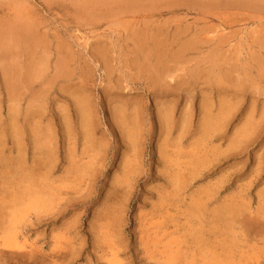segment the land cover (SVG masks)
Returning <instances> with one entry per match:
<instances>
[{
    "label": "rangeland",
    "instance_id": "374dc122",
    "mask_svg": "<svg viewBox=\"0 0 264 264\" xmlns=\"http://www.w3.org/2000/svg\"><path fill=\"white\" fill-rule=\"evenodd\" d=\"M1 1L33 42L0 56L1 153L19 160L0 169V264H264V10Z\"/></svg>",
    "mask_w": 264,
    "mask_h": 264
},
{
    "label": "bare ground",
    "instance_id": "6f19581e",
    "mask_svg": "<svg viewBox=\"0 0 264 264\" xmlns=\"http://www.w3.org/2000/svg\"><path fill=\"white\" fill-rule=\"evenodd\" d=\"M24 1V0H23ZM88 1V0H87ZM146 1H148V0H126L125 2H123L122 0H113L112 1V4H118V8H119V11L122 13H126V14H136V13H141L140 11H138V9L139 10H141L140 8L142 7V6H144L145 7V9L146 8H149L150 10H152V12L151 13H153L154 14V12H156V11H153L154 9L153 8H155V7H157L158 5H161V6H163V5H165V6H167L166 8L168 9V8H170V7H180V6H188V7H209V6H212V5H215V4H217V3H219L218 2V0H149V3H148V5H146ZM5 3V2H4ZM4 3H2V1L0 0V12H3V9H4V6H3V4ZM87 2H86V0H79V4H80V8H85L84 6H85V4H86ZM122 3V4H121ZM13 4H15L14 3V1H13ZM101 4V3H100ZM5 5V4H4ZM16 5V4H15ZM19 5V4H18ZM14 6V8H20V10L22 9V7H20V6ZM123 5V6H122ZM225 5H228V6H233V7H236V8H248V9H251V10H257V9H261V10H264V2L262 1V0H225ZM86 6H88V5H86ZM108 7V6H107ZM19 8L17 9L18 10V14H17V16H15V17H13L12 19H10L9 21H1L0 22V42H1V44H0V56H2V55H5V50H8V52L9 53H11L12 54V52L13 51H16L17 49H15V48H17V46L19 45V43H21L22 41H28L29 43H31L32 44V42H33V38H32V34L33 33H31V31L32 30H29V25H27L26 23H24V22H22V19H23V17L22 16H20L19 14L21 13L20 12V10H19ZM160 9V8H159ZM22 11V10H21ZM16 12V11H15ZM23 12V11H22ZM79 13H83L84 14V12H81V11H79ZM145 14V13H144ZM16 15V14H15ZM78 18V17H77ZM92 20H94V19H92ZM143 21V20H142ZM144 22V21H143ZM147 23V22H146ZM126 24V23H125ZM148 24H150V23H148ZM162 26V25H161ZM164 26V25H163ZM152 27V26H151ZM160 27V26H159ZM144 29H145V27H144ZM155 29H157V28H155ZM167 30H169V29H167ZM166 30V31H167ZM157 31V30H156ZM141 32V31H140ZM168 32V31H167ZM151 33V32H150ZM157 33H158V31H157ZM156 34V33H155ZM154 34V35H155ZM164 35V34H163ZM136 36V35H135ZM141 36V35H140ZM158 36L160 37V35H159V33H158ZM162 36V35H161ZM131 37V36H130ZM142 37V36H141ZM155 37H156V35H155ZM140 38V37H139ZM144 38V37H143ZM142 38V39H143ZM158 38V37H157ZM157 38H155V39H152L153 40V42L151 43L152 44V48L153 49H155V50H153L148 44V47L150 48V51H151V54L152 55H154L155 57H154V60L156 61V57L158 58V60H157V62H160L159 61V59H161L162 58V56H161V53H160V48L162 49V47H160L161 46V44H160V48H159V50H157V46H158V42H157ZM135 39H138V36L137 37H135ZM146 39V38H145ZM164 39V38H163ZM166 39L167 38H165L164 40L166 41ZM42 40V39H41ZM162 40V39H161ZM138 41V40H137ZM164 41V42H165ZM192 41V40H191ZM36 42V41H35ZM141 42V41H140ZM172 43H174V41H171ZM170 42V43H171ZM137 43V42H136ZM195 42H188L187 44L185 43L184 45H182V47H185L186 49H184V51H188V50H190L192 47H194L195 46V44H194ZM35 44V43H34ZM181 44V43H180ZM9 45H12L13 46V48H12V46H9ZM133 45V44H132ZM138 45H139V43H138ZM134 47V46H133ZM181 48V47H180ZM164 49V48H163ZM161 50V51H164V50ZM169 49V48H168ZM177 49H179V48H177ZM137 50V49H136ZM157 50V51H156ZM167 50V49H166ZM135 51V50H134ZM144 51H145V46H140V47H138V52H139V54H142V53H144ZM176 51H179V50H176ZM136 52V51H135ZM147 52V51H146ZM14 53V52H13ZM150 53V52H149ZM168 53V52H167ZM166 53V54H167ZM178 53V52H177ZM177 53H175V55L177 54ZM182 53H183V51H182ZM185 53V52H184ZM136 54H138V53H136ZM171 54H172V52H171ZM174 54V53H173ZM179 54V53H178ZM147 55H148V52H147ZM14 56V55H13ZM140 56V55H139ZM145 56V55H144ZM160 56H161V58H160ZM173 56V55H172ZM175 57V56H174ZM173 57V58H174ZM179 57V56H178ZM148 60H149V58L148 57H146ZM170 58H171V56H170ZM177 58V57H176ZM169 59V58H168ZM153 60V61H154ZM164 60V59H163ZM260 60V59H259ZM152 61V60H151ZM148 62V61H147ZM165 62V64H167L166 63V61H164ZM163 62V63H164ZM153 63H155V62H153ZM161 63V64H160ZM160 63H155V64H157L158 66L156 67V68H154V69H152L153 71H157L158 72V74L159 75H161L163 72H161V71H163L162 69V67H164V66H162L163 64H162V62H160ZM155 64H154V66H152V67H155ZM153 65V64H152ZM42 66V65H41ZM166 66V65H165ZM168 66V65H167ZM166 66V67H167ZM148 67V66H147ZM151 67V68H152ZM9 67H7V69H8ZM150 68V67H149ZM168 70V69H167ZM14 71V70H13ZM5 72V71H4ZM167 72V71H166ZM7 73V76H8V78L11 80H14L13 82H16L15 84H18V85H21L22 84V82H20V80L22 79L21 78V76H13V72L12 71H10V73L7 71L6 72ZM153 73V72H152ZM36 75V73H34V72H32L31 74H29L28 75V79L30 80V79H32L35 75ZM158 74L156 73L155 75H156V77L158 76ZM21 75V74H20ZM162 75H164V74H162ZM26 77V76H25ZM162 77V76H161ZM154 80H155V78H153ZM33 80V79H32ZM31 80V81H32ZM23 81V80H22ZM157 81V80H156ZM160 82V81H159ZM154 83H156V82H154ZM158 83V82H157ZM156 83V84H157ZM161 83V82H160ZM14 83H12V85H13V88H14V90H13V95H14V92H15V87H16V85H15ZM162 86V85H161ZM17 88V87H16ZM18 92V91H17ZM81 100V99H80ZM13 109L14 108H12L11 109V111H13ZM81 109H83L82 107H81ZM12 113V112H11ZM16 110L14 109V113L12 114V115H10V118H11V120H10V125H8V126H10V130H11V135L15 138V140H18L19 139V135H20V133H21V130L19 129V125H18V123H17V118H16ZM167 114V113H166ZM86 115V114H85ZM85 115H82L83 116V118H85ZM89 117V116H88ZM88 117H86L85 118V122H87V120H89L88 119ZM170 116H167V115H165L164 116V118H165V120L166 121H169L170 120V118H169ZM82 118V120H84ZM118 119L122 122V123H124V125L126 124V129H128L126 132L128 133L127 134V137H128V139H129V141L131 142V144L132 145H136V134H137V131H138V119H137V117L136 116H130V114H126L124 111H122V112H119L118 113ZM1 120V119H0ZM129 124V125H128ZM2 124H1V121H0V128H2V126H1ZM167 125V124H166ZM209 126V125H208ZM166 127V126H165ZM214 127V128H213ZM166 128H168V127H166ZM209 129H208V131H210V130H212V129H215V125H213V126H210V127H208ZM210 133V132H209ZM9 134V133H8ZM5 134H4V130L3 129H0V169H4V167H6V166H8L9 164H14V163H17V162H19V160L18 161H11V160H7L5 157H3V155H2V149L5 147ZM47 141V140H46ZM18 142L19 141H17V144H18ZM36 143H37V141H35ZM15 144V143H14ZM22 144H23V142H22ZM44 144V143H43ZM44 146V145H43ZM48 146V145H47ZM36 147V146H35ZM46 147V146H45ZM44 147V148H45ZM37 148V147H36ZM18 153V152H17ZM21 161V160H20ZM21 166V165H20ZM19 166V167H20ZM15 169V168H14ZM19 169V168H18ZM18 171V170H17ZM17 173V172H16ZM21 173V172H20ZM20 173L18 172V174L20 175ZM2 174V173H1ZM4 174H6V173H4ZM16 175V174H15ZM2 179H4V178H2ZM20 182H22V181H20ZM1 185V184H0ZM5 185V184H4ZM19 185V184H18ZM18 187V186H17ZM2 188H4V187H2ZM1 188V189H2ZM5 189V188H4ZM1 191V190H0ZM3 191V190H2ZM16 192V191H15ZM3 193V192H2ZM18 193V192H17ZM20 194V193H19ZM3 196H5V193L3 194ZM2 196V197H3ZM19 196V195H18ZM1 197V198H2ZM6 197V196H5ZM4 198V197H3ZM2 198V199H3ZM7 198V197H6ZM1 200V199H0ZM5 201V200H4ZM4 201H2L1 200V203H3ZM5 203V202H4ZM18 203V202H17ZM7 205V204H6ZM9 209V208H8ZM5 210H7V209H4V212H3V216L5 217V218H7V212L5 211ZM3 211V210H2ZM1 211V212H2ZM6 212V213H5ZM1 217V219H2V215H0ZM4 219V218H3ZM4 221H5V219H4ZM3 221V222H4ZM1 222H2V220H1ZM5 223H6V221H5ZM3 227L5 226L4 224L2 225ZM7 226V225H6ZM1 227V226H0ZM5 228V227H4ZM1 229V228H0ZM16 229H18V228H16ZM5 231V230H4ZM14 237V239H13V246H16L17 247V244H18V236H16V235H14L13 236ZM3 238V237H2ZM8 241V240H7ZM4 244V243H3ZM2 243H0V249L2 248V247H4V249L7 247L6 245H8L7 243H5L4 245H3ZM11 245V244H10ZM3 249V248H2ZM6 252V251H5ZM4 256V250H0V256ZM1 258V257H0ZM7 258V257H6ZM10 260V259H9ZM4 262V261H3Z\"/></svg>",
    "mask_w": 264,
    "mask_h": 264
}]
</instances>
